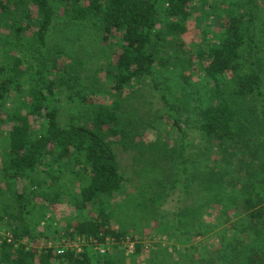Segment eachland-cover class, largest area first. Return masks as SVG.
Here are the masks:
<instances>
[{
  "label": "trees",
  "instance_id": "16d2710c",
  "mask_svg": "<svg viewBox=\"0 0 264 264\" xmlns=\"http://www.w3.org/2000/svg\"><path fill=\"white\" fill-rule=\"evenodd\" d=\"M199 2L0 0V26L9 30L4 41L0 40V59H11L8 65H0V124L9 126L2 170L11 180L8 185L17 180L28 183L16 196L19 203L25 201L29 206L27 212L31 217L38 199L60 201L59 181L67 174L81 183L79 192L70 193L69 197L75 209L82 212L96 203L100 211L98 218L69 223L64 230L66 237L104 244L107 239L121 242L127 234L126 230L112 227L105 209L108 199L124 190L126 184L119 156L111 143L120 124L119 115L116 107L90 103V95L95 91L76 88L80 83L78 76L72 74L70 66L59 64V50L49 49L51 29L61 13L74 22L86 23L105 42L118 38L119 52L107 76L111 89L119 95L145 80L161 92L156 66L164 57L158 55L159 51L169 46L168 35L187 32L195 13L203 11L211 17L215 37L204 36L196 56L206 82L211 85L210 101L196 108L191 121L190 117L183 118L187 109L171 103L161 92L171 126L183 139L184 128L190 127L212 142L226 144L244 134L241 106L251 103L250 109L261 118L257 109L260 106L264 118V0ZM205 6L211 10H205ZM159 25H165V29L160 30ZM64 91L67 99L88 108L90 125L75 119L61 122ZM187 148V142H182L179 171L173 182V186L181 187L184 196L191 186ZM249 187L235 196L225 195L234 201L227 205L228 211L240 216L243 224L242 229L238 221L231 224L236 231L232 239H237V234L242 237L239 246L252 243L248 248V264H264V180ZM219 190L221 186L213 192L218 195ZM224 204H220L221 208ZM187 209L175 215L185 214ZM20 214L23 216L22 208ZM37 227L38 223L31 218L22 226L12 227L11 233L0 234V264L118 263L115 254H97L88 246L81 251L68 248L59 253L54 246L37 248L22 242L23 238L36 240ZM207 229L202 221L194 226L187 223L182 228L178 219L170 236L177 235L178 242L188 241L204 235ZM245 230L252 231L251 235H241ZM142 248L141 243L137 244L134 256Z\"/></svg>",
  "mask_w": 264,
  "mask_h": 264
},
{
  "label": "rangeland",
  "instance_id": "374dc122",
  "mask_svg": "<svg viewBox=\"0 0 264 264\" xmlns=\"http://www.w3.org/2000/svg\"><path fill=\"white\" fill-rule=\"evenodd\" d=\"M204 8L211 10L209 6ZM32 11L35 12L36 8L33 7ZM195 15L187 32L180 36H167L169 46L159 51L158 55L164 59H160L162 63L158 62L156 66L161 92L171 103L187 109L183 118L190 117L191 121H194L196 108L210 101L212 91L200 70L196 52L204 36L215 37L211 17L205 16L203 11ZM158 28L163 30L165 25ZM6 35H9V30L0 26V40L4 41ZM118 41V38H113L105 42L102 35L86 23L74 22L61 13L51 29L49 49L59 50V64L70 66L72 74L78 76L80 83L76 88L95 91L90 95V103H104L116 107L118 112L120 124L116 136L111 137V143L119 156L126 184L124 190L108 199L105 209L110 214L112 227L127 231L125 240L108 239L97 245L78 240V237L74 240L66 237L64 230L69 223L83 218H98L100 211L96 203L82 212L75 209L69 197L70 193L79 192L81 183L72 175L65 174L59 181L60 201L38 199L31 217L27 212L29 206L22 201L23 208L16 196L28 183L17 180L10 186L8 182L11 180L2 170L9 128L6 124H0V234L7 235L15 225L22 226L23 222L26 224L33 218L38 223L37 239H22L32 247L82 250L88 246L97 254H115L117 264H248V248L252 243L239 246L242 237L237 234V239H232L236 231L231 224L238 221L240 229L243 224L240 216L228 211L227 205L234 201L225 195L235 196L249 189L252 183L264 180V118L261 107L258 105L257 108L260 118L250 109L251 103L241 106L245 131L236 140L226 144L215 143L190 127L184 128L186 135L183 139L167 118L161 92L148 80L126 88L119 95L111 89L107 70L119 52ZM9 63L11 59H0V65ZM66 95V91L61 95V122L75 119L90 125L92 118L86 112L88 108L70 101ZM184 141L190 154L188 179L191 181L185 196L179 185L173 186ZM218 186H221V192L216 195L213 189ZM220 204L224 207L221 208ZM186 207L185 214L175 215ZM176 219L182 228L187 223L194 226L202 221L208 229L202 236L178 242L177 235L170 236ZM251 233L245 230L241 235ZM139 243L143 248L134 256Z\"/></svg>",
  "mask_w": 264,
  "mask_h": 264
},
{
  "label": "built area",
  "instance_id": "2783aa9c",
  "mask_svg": "<svg viewBox=\"0 0 264 264\" xmlns=\"http://www.w3.org/2000/svg\"><path fill=\"white\" fill-rule=\"evenodd\" d=\"M78 240H86L85 238H80V237H78ZM108 240V239H107ZM113 240V239H112ZM90 241L91 242H94L95 244H97V245H99L95 240H91L90 239ZM77 251H81V249H76ZM57 251L59 252V253H61L62 251H63V249H57Z\"/></svg>",
  "mask_w": 264,
  "mask_h": 264
}]
</instances>
